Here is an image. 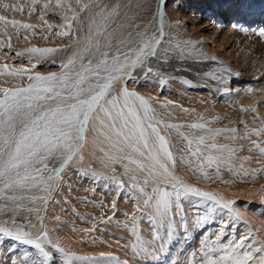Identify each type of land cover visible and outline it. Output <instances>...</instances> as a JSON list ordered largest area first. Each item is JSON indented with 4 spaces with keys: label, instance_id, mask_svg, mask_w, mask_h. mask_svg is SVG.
I'll use <instances>...</instances> for the list:
<instances>
[{
    "label": "bare ground",
    "instance_id": "obj_1",
    "mask_svg": "<svg viewBox=\"0 0 264 264\" xmlns=\"http://www.w3.org/2000/svg\"><path fill=\"white\" fill-rule=\"evenodd\" d=\"M188 1H190L191 3H197L193 2L194 0ZM87 2L88 0H81V3ZM251 2V0H202L200 1V4H198V6L202 5L203 7L199 8V10H197L196 12H198L199 14L201 10H204L205 12L208 9V6L211 4L216 7V14L218 13V16L220 17L223 15L224 18L225 16H227V20L230 21L233 26L236 25L235 22L238 19H245L249 21L255 19L254 22H259L263 20L264 13L258 12V10L254 8V4L252 5ZM38 3L39 1L37 0L36 4ZM68 3L70 4V2ZM149 3L151 4L150 6H145L142 10H139L136 15L137 17L135 24L140 25L141 29L146 26L149 28V25H151V23H153L156 19L154 17V10L157 7V0H150ZM43 4H49V2ZM71 4L74 8L78 7L76 4V0H73ZM67 6L68 5L65 4L64 8H67ZM78 9L80 8L78 7ZM143 10L145 12H148V15L147 17L145 16V19H142V12L144 13ZM172 11L174 14V21L172 22V25H177V28L175 30L178 31V33L180 34L179 37H181V22L179 23L177 19L183 14H178L177 9ZM88 12L90 11L84 10V13L87 14ZM255 12L257 13L255 14ZM259 13L261 15L260 19L258 20L257 17L259 16ZM86 14L84 15V17L77 16V19L74 20L76 22V29L79 31L82 30L81 28L84 27L82 23L85 22L84 18L86 17ZM190 15H184L187 17L189 22H191V29L188 32V36H186L188 37V39L184 37L183 40L184 42L191 41L192 43L185 44L181 39L182 42L178 41L179 43H181L180 48L175 47L177 53L180 52V56H182L184 59H189L190 57L198 58L200 57V55H205L206 57L210 56V54H208L204 50V48L198 46L199 42L195 39L193 33L194 29L197 28V25H201L205 22V20L202 21V19L199 20V16ZM218 16L215 17L217 18ZM7 18L15 19L13 15L7 16ZM115 20L117 19H114V21ZM21 22L24 23V21ZM0 27L2 28L3 26L0 25ZM15 29L16 28H13L11 25H9L6 30L4 29L6 34L4 39L0 38L1 40H3L2 43L8 52L14 45L18 47L17 44H21L22 47L19 46L16 49V53L24 52L23 56L25 57L35 56V58L43 59L44 61L50 60V62H58L61 63V65L65 63L70 57H72V55L70 56V53L73 50H70V48H68L69 51H67L68 49H60V51L51 53L44 57L23 51V49L26 47H39V45L42 43L50 44L52 45V47L56 46L55 43H63L67 38L66 36L61 35L60 33L66 31L65 25H63L61 27V30L57 33H51L45 36L46 38H44L43 40H40V38L38 37L40 35L36 33L35 29H33V33L30 35L26 32H21L22 34L20 35V38H17V41H15V35H13L15 33ZM19 29L22 30L21 28ZM157 29L158 22L156 23V25L153 26V32L157 31ZM87 30L89 31L90 29L87 28ZM9 37H11V47L8 46ZM84 39L87 40L86 38ZM208 40L211 41V39L209 38ZM215 42L216 41L212 39V46H208L209 49H207L211 51V56L214 53V45H216L214 44ZM80 44H76V49L80 50ZM159 48L160 50L163 49V45H161ZM55 49L57 48L55 47ZM181 49H183V54L181 52ZM223 49L224 48H222V50ZM78 50L77 52L79 53ZM224 52L225 53L222 52L224 55L222 58L225 60V62H228V64H230V62L227 61V59H230V56L226 53V50ZM97 53H99V51H93L90 54V57H87L88 59L84 60V63L86 64L89 59L97 60ZM0 55L3 56L1 57V59L3 58V60L0 61V88H9L8 84L11 82H13V84L15 83L16 86L19 85L17 87H27L30 83L29 80H24V78L21 79L19 77H13L9 75L5 76L7 74V71L3 70V66L5 64L8 65L9 69L19 68L20 66H17L15 62H13L15 65L11 64V61L10 63H5V56H9V53H0ZM235 58H238V56ZM251 59L254 61V63L251 62V64L249 65L248 62V68H240V62L238 61L236 63V65L234 66L235 70L238 69L240 71L235 77H230V75H226L222 78H216L215 86L217 88H215L213 84L211 85L209 83L210 78L204 77L202 75H191L188 77L190 78L189 81L192 83L194 82L196 86V83L205 84V86L209 89L206 93L204 91L203 93L200 90L197 92H190V90H188L190 87L188 88V86H180L179 82H177L176 79H172L170 74L168 75L169 78L166 80L165 76H161V73L159 74V72H156L157 69L156 71L153 70L152 72H148V67L146 66L148 60L145 62L143 67H137L132 73H135L137 75L140 74V76H142L141 79L147 82V84L149 83L148 85L152 88L156 87L157 89H161L164 86L168 88L166 89V92L169 93L168 97L172 99L161 96L159 97L157 94L153 95L159 97L158 99L154 98L151 95H146L145 98H152V106L155 112V120L160 122L159 124H157V127L161 129V134L165 135L166 139L169 142L170 150L172 152L173 157L175 158L174 175L183 179L185 182L197 186L203 190L217 192L223 195L228 200L236 201V204H234L233 207L241 214V216L243 217V221H231L229 219L230 226L227 228H223L224 220L227 218L225 212L218 211L217 213H211L206 210L205 205L193 202V200L195 199H183L182 206L180 203L181 209L179 208V210L177 211L179 212V214L180 211L184 212L185 210L183 209H185V206L188 207L190 211L188 208H186V210L188 209V212L186 211V217H181V219L179 218L180 220L177 218L178 222L183 223L182 227L184 228V231H181L182 236L179 232L181 236V244L180 242L178 243V241L176 243L177 238L171 236V238L174 237L175 240L171 238L169 240L168 238L164 242L163 247H161L160 242L155 239L156 232L154 228H152L153 225L149 222L148 213L151 210L145 207L143 203V195L139 192L140 187H145L146 190H149L148 186L143 185L142 183L146 174L140 172L135 173L136 182L135 186H133V181L130 179L132 173L129 172L126 174L125 167L127 166L128 168L132 169L136 167L135 165L128 163L127 160H118L115 163L111 161H109L108 163L102 162L106 159V154L107 156H117L122 154L118 153L112 146V142L106 138L105 130H99V132H92L88 137L90 143H88L84 151L85 161L83 165L74 164L67 167L62 175V179L57 182V184L59 185L58 188L60 187L62 191L65 192L67 188L64 187L68 185V181L73 179L72 175L68 173L72 169L77 168L80 173L86 171L89 175H94L95 178L97 176H102V183H105L108 180H112L116 182L115 187H118L121 186L122 182L124 187L126 188V191L132 192L131 196L135 197L133 204H137L136 207H133V204L132 206L129 205V202H125L124 204H118L119 208H116L117 211L113 210L112 207H110L109 209L110 204H105V202L102 203L99 199L100 197H97L95 200L92 199L94 195L91 196V188H87L89 190L88 192L91 193L90 196L82 194L83 196L81 195L80 197H78V199L82 197V200H76L72 197V202L71 200L69 201L70 198L66 196L68 194L66 193L68 192V190H66V192L64 193L65 196L61 194V199L56 197V200L53 201L52 197L57 191L55 190L57 188H55L51 191H47L49 195H47V198L44 202L40 201L37 203V206H33L32 209L36 208L35 211L27 209L24 206L25 203L22 204L25 200L23 202L21 201V204L18 202V206L14 205L15 203H17L15 202L13 204H10V207H4L3 209H0V225L11 226V224L15 222L16 224L25 226V230H30L35 233L38 232L40 227L45 223L47 227L46 229L51 235L49 237H52V240L54 242L59 241L58 245L56 246L48 244L45 245L49 253L51 250L53 251L55 247L64 248L65 252H72L75 253L77 256L96 257L98 259H100V253H105L106 255L110 254L111 257H115L121 262L126 261L127 264H172L171 255L175 257V255L182 254V251L187 253L188 250H192V248L195 249L196 246H191L194 243L198 242V233L202 232V236L204 235L205 237H208L209 235H205L208 232L211 233L216 231L218 234L221 230H223V238L229 237L227 240L233 242H239L242 240L243 247L239 249V252L242 253V250H247L246 252H251L253 256L258 259L259 256L262 255V253L257 252V249L261 246H264V152H261L260 148L256 147L253 142L255 141L256 144L260 145V147H264V134L255 135L251 132V130L264 129V54L258 55V57L256 56V58L254 56H251ZM235 60L237 61V59ZM245 60L249 61L247 58H245ZM5 72L6 74H4ZM36 73H39L41 75L49 74L42 73L37 70L33 71V74H30L35 75ZM26 76L28 77V75ZM132 77L134 76L132 75ZM183 78L185 79V76H183ZM128 80L129 79L114 83V89L117 91L121 90L124 87L125 83L127 84ZM165 83L166 85H163ZM223 85L225 86V88L222 87ZM127 87L129 88L128 84ZM206 87L203 88L206 89ZM170 89H173V91H176L177 93H174L175 95L172 94L171 92H169ZM129 90L132 91L133 89L129 88ZM184 109H188V111L185 112ZM244 109H248V111H244ZM252 109H255V111H252ZM177 119L187 121L183 124H175L182 125L183 127L180 128L184 130L182 136L178 137L177 135L171 133L173 132V129L165 127V125L168 124V121L177 122ZM193 123H204L207 129L221 131H219V133L214 134L204 129H191L189 125ZM245 125H247V129L245 128ZM174 129L177 130V128ZM230 129H236V132L231 133L229 131H226ZM185 136H187V139H185ZM93 137H95L96 140L95 144L92 143ZM200 137H204L205 142L203 145L198 146L196 142ZM188 140L193 141V144L191 146L188 144ZM212 144H215L216 147L213 148ZM229 149H231L232 151L229 152ZM193 151H195L197 155H191ZM209 156L214 157L212 162H209ZM217 157H222V159H215ZM133 159H139L143 163H148L145 158H141L135 155L133 156ZM90 177L92 176L90 175ZM27 189L28 188L19 189L15 192L8 191L0 193V199L3 200L4 198L6 200L7 196L14 195L17 191H19V194L20 191H25ZM35 189L40 191L43 190L42 187H35ZM87 189L85 190L87 191ZM93 191L95 190L93 189L92 192ZM75 192L76 191L74 190L73 193L75 194ZM22 194H24V192ZM42 195L44 196L45 193H43ZM84 198L87 200H84ZM26 199L29 201L28 198ZM127 199L128 201L131 200L129 199V197ZM54 203L59 204V206L54 205ZM186 204L189 206H187ZM101 205H106V207ZM100 210H103L105 212L101 213ZM133 215L137 217L135 226L137 228V233L140 236L139 246L135 250L132 247L134 243H137L136 236L132 232ZM198 215L200 217H206L207 222L197 225L195 222L197 220ZM60 217H62V219H60ZM177 217H179V215ZM5 222H7V224H5ZM92 222H94V225L92 224ZM30 225H34L35 227H30ZM178 226L179 225H177V227ZM85 229L94 230L91 232H86L84 231ZM180 230L182 229L179 228V231ZM185 230L187 231V235H185ZM1 235L3 234H0V242L2 240L1 238H3ZM202 236L201 238H203ZM3 239L7 241L6 238ZM174 241L176 245H178V251H180V248H182V251H180V253L178 252V254L176 253L175 255L174 253L172 254L173 247L171 244V242L174 243ZM192 242L194 243L189 247L188 245H190ZM200 244L202 245V242ZM201 245L200 247H202ZM24 248L22 247L21 249L23 250ZM24 251L25 250H23L22 253L20 252L18 254L19 256L17 255L16 257L20 264H49V262L53 264L52 257L48 262L45 261L44 257L40 254V252H33V255L29 257L24 254ZM199 251V253L201 254L202 250ZM56 254L60 256L58 257V259L55 260L56 264H66L65 256L62 253L61 255H59V253ZM193 254L197 255L198 253ZM180 256L178 255L176 259H179ZM176 259L174 260L175 262L178 260ZM184 261L187 260L184 259ZM73 263L84 264V262L80 260H73ZM111 264H115V261H111ZM195 264H200V261L197 260V263Z\"/></svg>",
    "mask_w": 264,
    "mask_h": 264
},
{
    "label": "snow or ice",
    "instance_id": "obj_2",
    "mask_svg": "<svg viewBox=\"0 0 264 264\" xmlns=\"http://www.w3.org/2000/svg\"><path fill=\"white\" fill-rule=\"evenodd\" d=\"M36 3L37 0H32L33 5ZM76 4L82 11L97 10L93 21L99 23L100 27L96 31L95 46L99 48L103 39L105 49L111 51H101L97 60L89 59L86 64L81 54L74 53L61 65L63 71L59 74L36 73L28 76L30 83L27 87L0 88V193L33 187H42L47 191L55 189L67 167L74 164L83 165L89 134L105 130L106 138L122 155L106 154V159L102 162L115 163L118 160H127L128 163L135 165L136 167L132 169L125 167L126 174L132 173L130 179L133 186L136 182L135 173L146 174L142 183L147 185L149 190L140 187L139 192L143 195L145 207L151 210L148 213L149 222L154 226L155 239L160 242L161 247L169 237L175 235L173 213L179 210L182 198H196L198 203L205 205L206 210L211 213L225 212L227 218L224 220L223 228L230 226L229 219L243 221L241 214L233 207L236 201L228 200L217 192L203 190L174 175L175 158L168 140L157 127L160 122L155 120L152 98H145L134 90L130 91L126 83L119 91L113 87L118 81L132 79V73L137 67H143L147 60L157 57L158 47L164 37L167 0H157V7L154 10V17L158 19L157 31L150 32L147 26L141 29L140 25H134L135 33L128 31L126 35L123 32L117 34L115 29L109 31V25L114 23L115 18H119V5L109 6L97 0H88L87 3L76 0ZM56 5L61 6V0H56ZM0 7L24 11L18 4L3 3ZM136 7L140 8L143 5L138 4ZM68 8L75 13L71 5H68ZM40 19L43 20L44 16L41 15ZM63 19L67 22L65 27L70 30L77 15L71 17L65 15ZM0 25L5 30L9 25L17 29L34 28V25L8 19L4 15H0ZM60 34L70 35V31ZM10 40L11 37L9 47ZM114 40L117 41L115 44ZM0 46H3L2 43ZM176 47L180 48V44L178 43ZM24 51L44 57L60 49L32 47ZM181 52L183 54V49ZM23 54L24 52L17 53ZM164 55H168V50H165ZM3 70L13 77H23L30 71L26 67L9 69L6 64ZM147 71L152 72V67L148 66ZM184 111L187 112L188 109ZM165 127L178 129L183 126L172 124ZM189 127L204 129L214 134L221 131L207 129L204 123H193ZM245 128L247 129V125ZM226 131L235 133L236 129ZM251 132L261 135L264 134V129H252ZM204 142V137H200L196 143L199 146ZM92 143H96L95 137ZM253 143L264 152V147H260L255 141ZM188 144L191 146L193 141L188 140ZM212 147L215 148L216 145L212 144ZM134 155L145 158L148 163L133 159ZM191 155L195 156L197 153L193 151ZM213 159L212 156L208 157L209 162ZM6 199L16 201L18 197L12 195ZM112 208L115 209V203ZM136 220L137 217L133 215L132 232L137 240V243L132 245L134 250L140 243L135 226ZM206 222V217L198 215L195 223L199 225ZM0 234L25 245L34 246L45 261L49 258L45 245L56 246L59 243L49 237L43 225L38 232L33 233L25 230V226L13 222L11 226L0 225ZM223 235L224 232L221 230L214 239L204 242L200 264H264V246L257 249V252L262 253L257 259L251 252L242 254L239 252L243 247L242 240L221 243ZM56 251L65 256L66 264H72L73 260L83 261L84 264H111L113 260L115 264H127L126 261L121 262L105 253H100L98 259L77 256L75 253L65 252L61 247H56Z\"/></svg>",
    "mask_w": 264,
    "mask_h": 264
},
{
    "label": "rangeland",
    "instance_id": "obj_3",
    "mask_svg": "<svg viewBox=\"0 0 264 264\" xmlns=\"http://www.w3.org/2000/svg\"><path fill=\"white\" fill-rule=\"evenodd\" d=\"M38 1H39L38 4L33 5L32 0H0V4H3V3H7L10 5L11 4H18L24 9L23 12H20V11H14L11 9H4L3 7H0V15H4L6 17L13 15L15 20L19 19V21H24V23L34 25L33 29H35L36 33L38 35H40V36H38L40 38V40H43L44 38H46L45 36H47L51 33H57L58 31L61 30V27L63 25H66L67 22L63 19V17L65 15L71 17L75 14L77 16H80V17L83 16L84 17V15L86 14V13H84V10L82 11L81 9H78V7H76V8L73 7V5L71 4L73 0L72 1L71 0H67V1L61 0V6L56 5V0H38ZM200 1H202V0H194L193 2H197V3H191L188 0H167V10H166L167 17L165 20L164 37L162 38V42L159 45V47L161 45H163V49H161V50L162 51L164 50V51L162 52L160 50V48L158 47L157 57L148 60V62L146 63V66L147 67L151 66L154 71H156V69H157L156 72L157 73L159 72V74L161 73L160 74L161 76H165L166 80L169 78L168 75L170 74L172 79H174V80L176 79L177 82H179L180 86H182V87L188 86V88L190 87L188 89V90H190V92L191 91L197 92L200 90V91H202V92L204 91L206 93L209 89H208V87L205 86V84L196 83L197 84V86H196L194 82L192 83L189 81L190 78H188V77L191 75L192 76H201L202 75L204 77L210 78L209 83L211 85L213 84V86L215 88H217L215 86L216 78H222L223 76H226V75H230V77H235L238 74V72L240 70H238V69L235 70V67H234L238 61L240 62V68H244V67L248 68L249 67L248 62H249V65L251 64V62L254 63V61L251 59V56H254L256 58V56L258 57V55L264 54V40H263L264 39V24H263L264 19L259 21V22H254L255 19L250 20V21L245 20V19H244L245 21L243 19H238L235 22L236 25L234 24L235 26H233L232 23L227 20V18H228L227 16H225V18H224L223 15L220 17V16H218L219 15L218 13L216 14L217 11H216V7L214 5L210 4L208 6V9L205 12H204V10H201L200 14L198 12H196L197 10H199V8L203 7L202 5L198 6V4H200ZM251 1H252L251 2L252 5L254 4V8L256 10H258V12L264 13V0H251ZM47 2H49V4H43V3H47ZM68 2H70V4ZM97 2L104 3V4L109 5V6H115L118 4L120 5V9H119V12H120L119 17L120 18H115V19H117L114 21L115 25H114V23H111L112 25L111 24L109 25V31L111 32L115 28L116 32L117 31L119 32V33L117 32V34H120V33H122V31H124L123 33L125 35H126L127 31H132V29L134 28L133 26L136 25L135 24L136 17H137L136 15L139 12V10H142L145 6L148 7L151 5L149 3L150 0H149V2H148V0H123V1L122 0H120V1L119 0H114V1L113 0H97ZM64 3L66 5H71V8L75 9V13H73V11L69 10L68 6H67V8H64V5H65ZM138 4H142L143 7L137 8L136 5H138ZM45 5H47V7H45ZM256 6L258 9L256 8ZM147 7H146V9H147ZM161 7L163 8L162 5H161ZM33 8H34V10H33ZM176 9L178 11V14H183L177 19V21H179V23L181 22L180 23L181 24L180 27H182L181 37H179L180 34L178 33V31L175 30L177 28V25H175L176 27L174 26V24L172 25V22L174 21V19H173L174 14H173L172 10H176ZM96 12H97V10L93 9L92 11H90L86 14L87 18L85 17L84 18L85 22L82 23L84 27L81 28L83 31L77 30L76 29V22L72 21V25H73L72 28L70 30L66 28V31H65V32L70 31V35H64L67 38L65 40L66 42L64 41L63 43H59V42L55 43L56 44L55 47L57 49H62V50L70 48V50H73L70 53V56L71 55L73 56V54L76 53L78 50V49H76V44H78V43L80 44V41H81V44L79 46L80 50H78V51H79V54H82L84 60H87L93 51H99V53H97V55H96L97 58H99L101 51H104V50L111 51V49H105L104 41L102 39H101L102 42L100 41V43H101L100 47L96 48V46H95V42H94L96 39L95 34H96L97 29L100 27L99 23H94V21H93V17L96 15ZM122 12H123V14H122ZM29 13H31V14H29ZM256 13L257 12H255V14ZM260 13H259V16L257 17L258 20L260 19V15H261ZM41 15L44 16L43 20L40 19ZM147 15H148V12H145V11H144V13L142 12V19L143 18L145 19V16L147 17ZM184 15L199 16V20H201V19H202V21L205 20V22L202 23L201 25H199V24L197 25V28L194 29L193 33H194L195 39L199 42L198 46L201 48H204V50L208 54H210V56L206 57L205 55H200V57H198V58H194V57L191 58L190 57L189 59L188 58L184 59L182 56H180V52L177 53V50L175 48L176 45L179 42H182L181 39L183 40L184 37L188 36V32L191 29V22H189L187 17ZM215 16H218V17L216 18ZM209 18H210V20H209ZM184 19H187V20H184ZM89 22H91L92 24ZM157 22H158V19L156 18L155 21L153 23H151V25H149L148 30L150 32H153V26L156 25ZM240 22H241V24H240ZM131 23H132V25H131ZM48 25H51L52 27L49 28ZM121 26H123L122 29H121ZM173 27H174V29H173ZM87 28L90 30L88 31ZM144 28H142V29H144ZM21 29L22 30H20L19 28L15 29V33L13 34V35H15V41H17V38L18 39L20 38V35L22 34L21 32H24V33L26 32L29 35L33 33V31H32L33 29H23V28H21ZM132 32L135 33V29H133ZM231 34H232V36H231ZM5 35L6 34H5L3 27L2 28L0 27V38L4 39ZM67 36L71 39H69ZM89 37H91V38H89ZM84 38H86L87 40H85ZM208 38L211 39V41H209ZM1 39H0V41H1L0 43L3 42V40H1ZM186 39H188V37H186ZM212 39L214 41H216L217 43L216 42L214 43L216 45L213 44L215 46V49H214L213 55L211 56V51L207 50V49H209L210 45L212 46V44H211ZM83 40H85V41H83ZM87 41H88V43H87ZM115 42H117V41L114 40L113 44ZM183 42H184V40H183ZM82 43H83V45H82ZM87 44H89L90 46ZM179 44L181 46V43H179ZM2 45H3V43H2ZM17 45H18V47L19 46L22 47L21 44H17ZM18 47L16 45H14L8 52L7 49L3 45L0 47V49H1L0 53H9L10 54L9 56H5V63H10V61H11V64H14L13 62H15V64L17 66L26 67V68L30 69V71L28 72L29 74L26 73L23 77H19V78H21V79L24 78V80H28V77L26 75L29 76V75L33 74V71H35V70L40 71L42 73H49V74L52 72L57 73V72L62 71L61 63L50 62V60L44 61L43 59L35 58V56H31V57L26 56L25 57L23 55H17V53H19V52L16 53V49ZM30 47H26L24 49H28ZM34 47H38V46H34ZM55 47H52V45H50V44H43V43L39 45V48H55ZM23 48H21V49H23ZM222 48H224L223 50L224 51L226 50L227 51L226 53L230 56L229 57L230 59H227V61H229L230 64H228V62H225V60L222 58L224 56L223 53H225L222 50ZM24 49H23V51H24ZM165 50H168L167 56L164 55ZM4 51H6V52H4ZM67 51H69V49ZM259 52H261V53H259ZM67 54H69V53H67ZM231 54H232V57H231ZM237 56L239 59L235 58ZM1 57H3V56L0 55V61L3 60V58L1 59ZM211 57H215L216 59L213 60V59H211ZM245 58H247L249 61L245 60ZM235 59H237V61ZM4 74H6V72ZM57 74H59V73H57ZM134 74H132L134 77L127 81V84H128L130 89L136 90L139 95L144 96V97H146V95H151L156 99H158L160 96L170 98V97H168L169 93L166 92V89H168L166 86L162 87L161 89H157L156 87L152 88L148 85L149 83L147 84V82H145L143 79H141L142 76H140V74H138V75L137 74L134 75ZM5 76H8V75L6 74ZM183 76H185V79L183 78ZM24 80H22V81H24ZM8 85H9L8 86L9 88H14L16 86V84L15 83L13 84V82L9 83ZM163 85H166V83ZM17 86H19V85H17ZM194 86H196L197 88ZM203 87L204 88L206 87V89H204ZM222 87L225 88L224 85ZM169 92H171L172 94L177 93L176 91H173V89H170ZM153 94H157L159 97L154 96ZM170 99H172V98H170ZM185 122H187V121L177 119V122L176 121H168L167 125H172V124H176V123L183 124ZM171 129H173V132H171V133L177 135V137L182 136V133L184 131L181 128H179L177 130L174 128H171ZM90 134H89V136H90ZM186 137L187 136H185V138ZM89 143H90V141H89ZM68 174H71L72 178L75 180L74 181L72 179V180L68 181V185L64 187V188H67L66 190H68V192H66V190H65V192L68 193L66 196L68 198H70L69 201L72 199V197L75 198L76 200H80L82 197L79 199H78V197H80L82 194L90 196V194L92 193L91 196L94 195L92 198L93 200H95L97 197L98 198L100 197L99 199L102 203L105 202V204H108V205L110 204L109 209H110V207H112L113 203H115V209H113L115 211H117V209L119 208L118 204H120V203L124 204L125 202H129V205L132 206V204L134 202L135 197L131 196L132 192L126 191V188L124 187L123 183H122V186H118V187H115L116 182L112 181V180L111 181L108 180L105 183H102V181H101L102 176H99V177L97 176L96 177L97 179H96L95 176L92 174H90L92 176V177H90V175L86 171L80 173L77 168L72 169ZM58 186L56 187L57 189H55V190H57L55 192V195H53V197H52L53 201L56 200V197L61 199L62 195L65 196L64 195L65 192L62 191V189L60 187L58 188ZM71 186H73V187H71ZM87 188H89V189L91 188L92 190L94 189L95 191L92 192V190H91L90 191L91 193H90V192H88L89 190ZM73 189L77 193L75 192V194H74ZM85 189H87V191ZM27 190L28 191L30 190L29 191L30 193ZM27 190H25V191L22 190L24 192V194H22L23 193L22 191H20V193L18 194L19 191H17L16 194H14V195L16 197H18V199L14 202L11 200L7 201V199L5 200L4 198H3V200L0 199L1 200L0 201V209H3L4 207H10V204H13L15 202H17V203H15L14 205L18 206L19 203L21 204L25 200L26 202L24 201L22 204L25 203L24 206L27 209L35 211L36 208L32 209L33 206L34 205L37 206V203L40 201L44 202L45 199L47 198V195H49L47 190H45V189L40 191V190H36L35 187H33L31 189L28 188ZM42 191H44V192H42ZM31 192H33V193H31ZM43 193H45L44 196L42 195ZM129 193H130V195H129ZM28 194H29V197H28ZM22 195H25V196H22ZM19 197H23V199L21 200V199H19ZM33 197H35V199H33ZM128 197L131 200L128 201V199H127ZM26 198H28L29 201ZM183 199L184 198H182L180 201L181 206H182ZM193 199L197 200L196 198H192L191 200H193ZM84 200H87V199L84 198ZM186 200H190V199H186ZM195 200H193V202L198 203V201H195ZM71 202H72V200H71ZM54 205L59 206V204H57V203H54ZM101 206L106 207V205H101ZM136 206H137V204H133V207H136ZM181 206H180V209H181ZM187 206H189V205H187ZM192 206H193V203H192ZM107 208H108V206H107ZM186 208H188V207L185 206V209H183L185 211L184 212L180 211V214L178 211H175L173 213L175 220H176V222L174 221V229H176L177 231L175 230V235H173L175 238H177L176 243H177V241H178V243L180 242V237L182 236V232L184 231V228L182 227L183 223L178 222L177 218L181 219V217H186V215H187L186 211L188 212V209H189L188 208L186 210ZM189 211H190V209H189ZM100 212L104 213L105 211L100 210ZM181 213H183V214H181ZM178 215H179V217H177ZM60 219H62V217H60ZM92 224L94 225V222H92ZM177 225H179L180 227L179 226L177 227ZM43 226L45 228H47L45 223L43 224ZM152 228H154V226H152ZM179 228L182 230L179 231ZM179 232L181 233V236H180ZM200 234L202 236L203 233L202 232L198 233V237H197L198 242L197 243L192 242L190 245H188L190 247L194 243L191 247L196 246L195 249L192 248V250H191L189 248L190 250H188L187 253L183 252L182 248H180V251H182V254H178V252L180 253V251H178L179 249L177 250L178 245H176L175 241H174V243H172L173 242V240H172V242H171L172 247H173L172 248V254L174 253V255H175L177 253L179 256L181 255L180 256L181 258L179 257V259L178 258L177 259L182 261L181 262V261H178L176 259V257H178V255H175V257L173 255H171L172 264H174V263H179V264H184V263L185 264H193L194 263L195 264V263H197V260L201 261L200 257H202V253L200 254L199 250L203 249V244H204L203 242H205L207 240L214 239L217 232L216 231L211 232V233L208 232L205 235H209V236L205 237L203 235L202 236L203 238H201ZM162 235H163V233H162ZM1 236L3 238H6L7 241L4 240L3 238H1L2 240L0 242V245H1L0 246V264H20L16 257L20 252L22 253L23 250H25L24 254H26L29 257H31L33 255V252L34 253L39 252V250L36 249L32 245H25V244H23L19 241H16L10 237H4V235H1ZM49 236H51V235L49 234ZM174 237H172V238L169 237V240H170V238L175 240ZM225 238L222 237L221 243L226 244L229 242V240H227L229 237L226 239ZM51 239H52V237H51ZM224 239H225V241H224ZM231 240H233V239H231ZM201 242H202V245L200 244ZM15 243H16V245H15ZM18 244H19V246H18ZM180 244H181V242H180ZM198 244H200L202 247H200V245H198ZM22 247L23 248L26 247V248H24L22 250L21 249ZM167 247H168V244H167ZM174 248H176V249H174ZM197 248H198V250H197ZM54 249H55V251H54ZM54 249H53V251L52 250L50 251L49 258L47 259V261L49 262V260L52 257L53 258V264H56L55 260L58 259V257H60L56 253H59V255H61V253L56 251V247ZM29 250H30V252H29ZM45 250L48 251L46 246H45ZM174 250H176V251H174ZM26 251H28V252H26ZM246 251L247 250H242V253H244ZM52 252L54 255L52 254ZM193 253H198V254L196 255ZM197 256L198 257L200 256V257L198 258ZM195 258H196V260H195ZM175 259L177 260L176 262L174 261ZM184 259L187 261H184ZM173 261H174V263H173ZM49 264H51V263L49 262ZM72 264H75V263L72 262Z\"/></svg>",
    "mask_w": 264,
    "mask_h": 264
}]
</instances>
